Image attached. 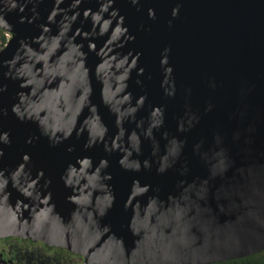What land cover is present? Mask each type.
I'll return each mask as SVG.
<instances>
[{
	"label": "water",
	"instance_id": "obj_1",
	"mask_svg": "<svg viewBox=\"0 0 264 264\" xmlns=\"http://www.w3.org/2000/svg\"><path fill=\"white\" fill-rule=\"evenodd\" d=\"M103 2L0 0L11 25L1 28L8 39L0 109L9 111L0 114V131L12 140L0 168L28 152L33 178L42 168L52 180L47 187L41 180L31 198L9 182L0 194V239L65 248L83 264H211L264 250V0H112L99 22L85 18ZM41 34L50 46L58 38V47L31 96L4 78L2 62L21 40L40 51L33 41ZM18 92L31 96L40 118L71 130L64 143H25L39 135L38 122L11 113ZM78 157L93 163L74 191L59 176ZM102 159L108 166L92 179ZM0 264H11L1 252Z\"/></svg>",
	"mask_w": 264,
	"mask_h": 264
},
{
	"label": "clouds",
	"instance_id": "obj_2",
	"mask_svg": "<svg viewBox=\"0 0 264 264\" xmlns=\"http://www.w3.org/2000/svg\"><path fill=\"white\" fill-rule=\"evenodd\" d=\"M57 2H61V0H57ZM81 0H75L74 7L78 5ZM130 3L135 5L137 0H130ZM112 0H105V2L100 3L99 9L93 12L91 9L85 10L84 16L87 18L91 15L93 23H97L102 19V14L108 12L111 7ZM16 4H12V8H15ZM23 11V8H21ZM35 11V9H33ZM76 15L71 17L72 21H75ZM111 15H117V10L113 9ZM56 16V12L53 11L51 15L48 17L50 21L54 19ZM123 18L121 17V21ZM109 26V21H105L100 35H103ZM0 28H9L11 29V25L8 24L3 17H0ZM68 30V25L62 27L60 31V36H64ZM116 32H120L121 29L119 27L116 28ZM49 28L47 26H43V33H48ZM53 43L49 44V38H47L44 34H41L39 37L34 38V43L39 45L40 51L33 49V47L24 40L20 41L19 47L16 49L15 53L12 55L10 59H4L2 62V66L7 68V71L3 73L5 79H10L13 81H19V87L21 89L31 88V96L36 95L37 86L43 85V77L41 76V72L47 73V60L49 59L54 48L58 47V38H51ZM94 47V46H93ZM45 63V69H36L35 65L37 63ZM7 91V84H3L0 86V94L5 93ZM31 96L25 94L24 92L17 93V102H15L11 106V113L21 122H38V136H29L25 141L26 144H32L34 141L39 140L40 138H46L49 141V145L51 147H56L62 143L71 135V130L64 131L59 127H53L46 119L39 117V111L41 110L39 107L35 105L34 101H31ZM8 109H0V114L3 116L8 115ZM63 132V138H58L56 136L57 132ZM12 140L10 138V133L7 131H0V161H2L5 157V148L3 146H10ZM92 146V142L85 143V149ZM66 152L72 153L75 151L74 146L68 145L66 147ZM92 160L88 157L76 158L74 161H69L63 172L59 176V180L64 184L67 188H72L75 191V186L79 183L77 177H79L82 173H84L87 169L92 167ZM123 164V160H121ZM32 157L28 152H24L18 164L11 169L8 168H0V194L4 193V190L7 188L9 182H11L12 186L20 192L22 196L25 198H31L34 196L36 192L38 183L43 180L45 187L52 184V180L50 178H46L44 169H37L35 172V178H33V172L31 168ZM79 166V167H78ZM108 161L106 159H102L99 162V166L96 169V172L93 174L92 179L99 178V172L103 168H107ZM105 179L110 180L111 176L108 175ZM106 187V186H105ZM51 193H49L50 197ZM83 199H87V197H83ZM105 199L108 201V206H111L114 197L109 195L105 196ZM68 200L72 203L80 205L82 203V197L71 195L68 197ZM46 202V201H45ZM104 212L101 209L100 215H103Z\"/></svg>",
	"mask_w": 264,
	"mask_h": 264
},
{
	"label": "flooded vegetation",
	"instance_id": "obj_3",
	"mask_svg": "<svg viewBox=\"0 0 264 264\" xmlns=\"http://www.w3.org/2000/svg\"><path fill=\"white\" fill-rule=\"evenodd\" d=\"M0 252L11 264H83L84 258L65 248L20 237L0 239Z\"/></svg>",
	"mask_w": 264,
	"mask_h": 264
},
{
	"label": "trees",
	"instance_id": "obj_4",
	"mask_svg": "<svg viewBox=\"0 0 264 264\" xmlns=\"http://www.w3.org/2000/svg\"><path fill=\"white\" fill-rule=\"evenodd\" d=\"M8 39V33L0 28V49L5 45ZM211 264H264V250L259 253L226 261L220 263H211Z\"/></svg>",
	"mask_w": 264,
	"mask_h": 264
}]
</instances>
